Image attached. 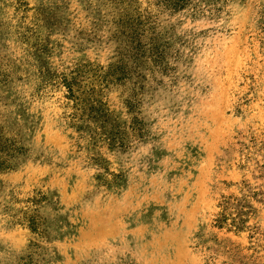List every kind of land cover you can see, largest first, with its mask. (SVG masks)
I'll list each match as a JSON object with an SVG mask.
<instances>
[{
	"label": "rangeland",
	"instance_id": "374dc122",
	"mask_svg": "<svg viewBox=\"0 0 264 264\" xmlns=\"http://www.w3.org/2000/svg\"><path fill=\"white\" fill-rule=\"evenodd\" d=\"M0 264H264V0H0Z\"/></svg>",
	"mask_w": 264,
	"mask_h": 264
},
{
	"label": "trees",
	"instance_id": "16d2710c",
	"mask_svg": "<svg viewBox=\"0 0 264 264\" xmlns=\"http://www.w3.org/2000/svg\"><path fill=\"white\" fill-rule=\"evenodd\" d=\"M3 163H0V167H2Z\"/></svg>",
	"mask_w": 264,
	"mask_h": 264
}]
</instances>
